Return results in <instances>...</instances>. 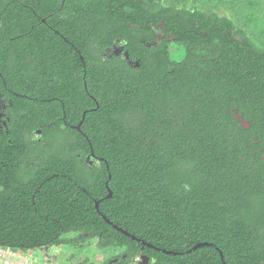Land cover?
<instances>
[{
  "label": "trees",
  "instance_id": "obj_1",
  "mask_svg": "<svg viewBox=\"0 0 264 264\" xmlns=\"http://www.w3.org/2000/svg\"><path fill=\"white\" fill-rule=\"evenodd\" d=\"M189 1L196 7L186 8ZM106 3V11H117L120 0ZM27 4L29 12L37 10V0ZM136 4L168 23L186 48L187 69L172 76L171 88L142 83L140 93L125 69H93V77L110 80L89 83L90 96L66 101L65 112L60 107L57 116L26 129L44 126L34 165L25 166L0 144V247L26 253L72 246L69 264H140L142 253L154 264H223L211 246L191 250L212 242L226 264H264V0ZM220 8L233 11L238 23L215 12ZM19 11L0 0L3 27L20 22ZM235 108L251 128L240 125ZM84 111L80 129H54L52 122L62 125L65 113L78 125ZM96 201L114 224L177 254L120 232ZM92 245L126 249L97 262L82 253ZM45 259L55 263L57 256L46 253Z\"/></svg>",
  "mask_w": 264,
  "mask_h": 264
},
{
  "label": "flooded vegetation",
  "instance_id": "obj_2",
  "mask_svg": "<svg viewBox=\"0 0 264 264\" xmlns=\"http://www.w3.org/2000/svg\"><path fill=\"white\" fill-rule=\"evenodd\" d=\"M65 1L59 7L57 0H37V10L29 12L27 0H6L9 9L20 10L14 15L21 20L13 27H3L0 13V144L25 166L38 161L46 139L43 124L26 129L57 116L60 107L65 112L66 101L90 96L89 83L110 80L93 77V69H125L140 93L142 83L171 88L172 76L190 63L168 23L154 11H138L136 0H120L111 12L105 10L108 0H70L66 6ZM129 4L135 8L128 11ZM181 48L183 59L174 60L172 54ZM66 116L62 125L52 122L54 129L76 126ZM16 134L24 141H13ZM261 217L264 230V154Z\"/></svg>",
  "mask_w": 264,
  "mask_h": 264
},
{
  "label": "rangeland",
  "instance_id": "obj_3",
  "mask_svg": "<svg viewBox=\"0 0 264 264\" xmlns=\"http://www.w3.org/2000/svg\"><path fill=\"white\" fill-rule=\"evenodd\" d=\"M177 5L182 6L183 4L177 3ZM184 5L189 9H193L196 7V4L191 1L186 2ZM215 12H218L220 15L228 16L238 23V19L235 13L227 8H220L215 10ZM125 249V246L122 245L105 249H99L92 245L84 249L82 253L94 257L97 262H101L103 260L114 258L119 254H122ZM75 251L76 248L72 246H61L52 249L40 247L37 249L29 250L26 253L8 247H0V264H69L67 253L71 254V252ZM46 253H48L49 255L56 254L57 261L55 263L48 262L45 259Z\"/></svg>",
  "mask_w": 264,
  "mask_h": 264
},
{
  "label": "water",
  "instance_id": "obj_4",
  "mask_svg": "<svg viewBox=\"0 0 264 264\" xmlns=\"http://www.w3.org/2000/svg\"><path fill=\"white\" fill-rule=\"evenodd\" d=\"M233 111H234V116H235V118L238 120V122L240 123V125H241L243 128H245V129H249V128H251L252 124H251V121H250V120H247V119L245 118V116H244L242 113H240V112L238 111L237 108H235ZM85 114H86V111H84V113H83V118H82V120L79 122L78 125L75 126L77 129H80V128H81V124H82V122H83V120H84V118H85ZM256 142H257V141H256ZM92 155L95 157V154H94L93 152H92ZM90 157H91V155H89L87 158L90 159ZM262 158H263V157H262ZM91 163H92V161H91ZM109 178H110V176H109ZM106 188H107V190L109 191V194H108L107 197H108V198L112 197V191H111V189H110V187H109V180L106 181ZM95 207H96L97 211L100 213V215L103 217V219H104L107 223H109L111 226H113L114 228L118 229L120 232L124 233L125 235L130 236V237L133 238L134 240H137V241H138L139 243H141L143 246L146 245V246H148V247L154 248V249H156V250H158V251H161V252H164V253H167V254H177V252H174V251H171V250L160 249V248L156 247L155 245H153V244H151V243H148L147 241L142 240V239L136 237L134 234H131V233L128 232L127 230L123 229L122 227H119L117 224H114L110 219H108L103 213H101V212L99 211V201H96V203H95ZM203 246H213V247L217 248L218 251H219V253H220L221 259H222V261H223V264H226V262H225V257H224V255H223V252H222V251L220 250V248L217 247V245L214 244V243H210V242H200V243H197L196 245H194V246L192 247L191 250H196V249H198V248H200V247H203ZM191 250H189V251H191ZM141 260H143V261H141V264H148V262H149V257H148L147 255H142V256H141Z\"/></svg>",
  "mask_w": 264,
  "mask_h": 264
},
{
  "label": "clouds",
  "instance_id": "obj_5",
  "mask_svg": "<svg viewBox=\"0 0 264 264\" xmlns=\"http://www.w3.org/2000/svg\"><path fill=\"white\" fill-rule=\"evenodd\" d=\"M176 46H173V48H175ZM183 57H184V52H183V49L181 48L180 49V51L179 52H174L173 54H172V58L174 59V60H181V59H183Z\"/></svg>",
  "mask_w": 264,
  "mask_h": 264
},
{
  "label": "built area",
  "instance_id": "obj_6",
  "mask_svg": "<svg viewBox=\"0 0 264 264\" xmlns=\"http://www.w3.org/2000/svg\"><path fill=\"white\" fill-rule=\"evenodd\" d=\"M137 259H139V258H137Z\"/></svg>",
  "mask_w": 264,
  "mask_h": 264
}]
</instances>
